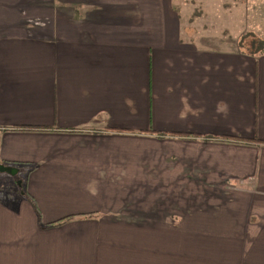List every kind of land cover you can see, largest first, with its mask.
<instances>
[{"label": "crops", "instance_id": "0c3cea01", "mask_svg": "<svg viewBox=\"0 0 264 264\" xmlns=\"http://www.w3.org/2000/svg\"><path fill=\"white\" fill-rule=\"evenodd\" d=\"M0 165V264H264V0H0Z\"/></svg>", "mask_w": 264, "mask_h": 264}, {"label": "rangeland", "instance_id": "374dc122", "mask_svg": "<svg viewBox=\"0 0 264 264\" xmlns=\"http://www.w3.org/2000/svg\"><path fill=\"white\" fill-rule=\"evenodd\" d=\"M189 5V7H192V6H194V10H192V11H194V13H195V10L198 12V10L202 7V4H195V3H189L188 4ZM197 6V7H196ZM229 6V4L228 3H222L221 5H220V7L222 8L223 7V9L224 10H226V8ZM191 11V12H192ZM196 14V13H195ZM194 24V23H193ZM240 41H241V43H244L245 44V46H247L248 45V43H250V42H254V45L256 46V43H255V41H256V39H255V37L254 36H252V35H250L248 32H246V33H243L242 34V36H240ZM247 43V44H246ZM248 49V48H247ZM7 180H8V182H7ZM12 180H10L9 178L8 179H6L5 180V178L3 177V176H1L0 177V186H4V185H6V184H8V183H10ZM6 182V183H5ZM6 187H8V185L6 186Z\"/></svg>", "mask_w": 264, "mask_h": 264}, {"label": "water", "instance_id": "95a60500", "mask_svg": "<svg viewBox=\"0 0 264 264\" xmlns=\"http://www.w3.org/2000/svg\"><path fill=\"white\" fill-rule=\"evenodd\" d=\"M0 171H7L10 174H14L16 172V169H14V168H7V167H5L3 165H0Z\"/></svg>", "mask_w": 264, "mask_h": 264}, {"label": "built area", "instance_id": "2783aa9c", "mask_svg": "<svg viewBox=\"0 0 264 264\" xmlns=\"http://www.w3.org/2000/svg\"><path fill=\"white\" fill-rule=\"evenodd\" d=\"M244 184V182L243 181H240V185H243Z\"/></svg>", "mask_w": 264, "mask_h": 264}]
</instances>
